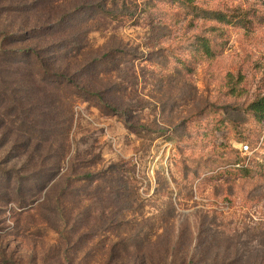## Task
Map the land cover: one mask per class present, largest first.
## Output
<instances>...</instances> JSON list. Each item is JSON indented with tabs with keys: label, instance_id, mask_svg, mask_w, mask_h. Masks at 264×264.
Returning <instances> with one entry per match:
<instances>
[{
	"label": "rangeland",
	"instance_id": "rangeland-1",
	"mask_svg": "<svg viewBox=\"0 0 264 264\" xmlns=\"http://www.w3.org/2000/svg\"><path fill=\"white\" fill-rule=\"evenodd\" d=\"M161 1L0 0V24L34 6L38 20L65 13L64 34L82 37L75 44L87 46L84 59L118 47L129 53L118 69L105 62L80 79L123 115L76 88L53 87L52 114L37 105L23 118L29 100L15 109V67L0 73V264H264V120L246 111L264 91V0H199L249 8L256 21L252 30L229 26L214 58L175 45L181 69L170 46L186 31L185 15ZM73 2L93 6L73 12ZM31 67L24 80L41 86L40 68ZM30 139L47 140L33 161ZM62 144L60 174L28 205L14 201L5 172L57 166ZM235 156L244 158L238 166L227 160ZM89 172L95 180L84 179Z\"/></svg>",
	"mask_w": 264,
	"mask_h": 264
},
{
	"label": "trees",
	"instance_id": "trees-1",
	"mask_svg": "<svg viewBox=\"0 0 264 264\" xmlns=\"http://www.w3.org/2000/svg\"><path fill=\"white\" fill-rule=\"evenodd\" d=\"M198 1L199 0L161 1L167 3L172 9L179 10L180 13L185 15L182 28L184 27L186 31L187 29L188 31L183 32L182 36L177 38V42L170 46L172 53L181 60L177 62L179 63L177 66L178 69L182 68L181 66L183 63H186V60L183 59V53L175 51V45H179L180 49H191L195 55L207 57L209 59L214 58L221 54L225 47L223 35L226 34L225 30H227L229 26L252 30L256 21V14L249 8L237 6L221 8L205 5ZM92 6L93 4H87V2H73L69 4L68 7H71V11L78 12ZM40 9L39 6L31 7L25 13L21 11L25 15L21 18V21L17 20L13 24L11 22L9 25L0 24V73L8 72L9 69H12L11 67H15L13 71L18 75V78L13 80V82L18 84L16 88H19L20 92H22L19 94L20 97L16 100L17 104L15 105V109H19L20 105L21 107L25 105V100H29L26 102L27 107L25 106L20 110L24 113L23 118L31 116L33 111L37 112L38 109L41 110L42 114L51 115L55 102L57 101L54 98L56 93L53 91V87L59 89L73 87L78 90L77 94L83 95L86 100L93 98L97 99L104 111L115 115L125 114L126 110H124V107H120L118 104L107 100L102 93L94 92L88 83L80 82V79L88 75L86 70H88V73L92 69H94V72H97L100 66L105 62H112L118 69V67L122 66V62H128L127 56L129 53L123 50V48L118 47L107 50V52L102 55V58H97L95 60L94 58L84 59V55L88 52V50H85L87 46H85L84 42L75 44L81 41L82 37L77 38L74 35L66 36V34H64V25L67 23L66 14L62 13L60 17H53L49 14L45 17V20H38L36 16ZM101 9L106 14L113 13L111 9L104 6H101ZM8 27H11V29H8ZM61 33H63L64 36L58 37L57 35ZM119 56L121 57L120 60L116 61ZM111 57L115 60H112ZM21 65H24V69L21 68ZM33 65L39 67L41 70L39 74L41 77V86L38 84L39 82L36 76H34L36 79H32L28 82L23 78V74L26 73L25 66H29L33 69L31 67ZM35 85L38 86V90L35 89ZM3 87L4 90L6 89V91L3 90V92H9L11 98H13V88ZM37 98L46 103L37 102ZM3 101L5 102L4 99ZM37 105L40 108L35 109ZM246 111L253 114L259 123L264 120V91L256 93L255 97L246 107ZM66 120L69 121L70 116H68ZM32 122L36 124L32 126L37 129L40 122H38V124L35 120H32ZM51 123L52 121L48 119L44 130L48 129L49 125H52ZM4 125L8 127V134H10L11 127L9 126V120H6ZM46 141L45 139H37L34 142L33 139H30L29 145L27 146H29L28 153L32 161L39 155V151L44 146L43 142ZM64 147L66 146L62 144L61 157L59 156L60 160L57 166L37 169V165L31 164L29 166L33 169L30 168L31 172L27 176L13 174L10 170L5 172L10 185L15 181L13 190L18 197H16L17 199L14 201H18L26 206V203L28 205L30 201H34L37 192H41L48 188L51 182L61 172L62 166L60 165V161H62L68 153ZM54 156L55 154L53 157ZM243 159L244 158L241 156H235L227 160L233 163V165L238 166ZM48 161H50V159ZM29 166H27L28 170ZM111 167L115 168L118 167V165H112ZM237 169L245 176L251 175L252 172L251 169L245 165ZM106 172L111 175L114 173V170L107 169ZM96 177L97 174L89 172L85 174L84 179L93 181ZM28 181H30V184H27ZM117 194L122 193L118 192ZM7 195L10 196L11 194H6V196ZM4 196L1 199H4ZM10 199L12 198H8L6 201L8 202Z\"/></svg>",
	"mask_w": 264,
	"mask_h": 264
},
{
	"label": "built area",
	"instance_id": "built-area-1",
	"mask_svg": "<svg viewBox=\"0 0 264 264\" xmlns=\"http://www.w3.org/2000/svg\"><path fill=\"white\" fill-rule=\"evenodd\" d=\"M242 147L245 149L244 151L247 152V151H252V148L250 147L249 144H242Z\"/></svg>",
	"mask_w": 264,
	"mask_h": 264
}]
</instances>
